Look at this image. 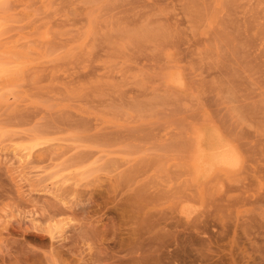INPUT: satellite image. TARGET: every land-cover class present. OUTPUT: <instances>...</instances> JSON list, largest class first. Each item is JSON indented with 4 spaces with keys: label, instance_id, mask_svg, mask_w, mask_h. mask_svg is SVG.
<instances>
[{
    "label": "rangeland",
    "instance_id": "obj_1",
    "mask_svg": "<svg viewBox=\"0 0 264 264\" xmlns=\"http://www.w3.org/2000/svg\"><path fill=\"white\" fill-rule=\"evenodd\" d=\"M0 264H264V0H0Z\"/></svg>",
    "mask_w": 264,
    "mask_h": 264
},
{
    "label": "bare ground",
    "instance_id": "obj_2",
    "mask_svg": "<svg viewBox=\"0 0 264 264\" xmlns=\"http://www.w3.org/2000/svg\"><path fill=\"white\" fill-rule=\"evenodd\" d=\"M205 135H206V134H205ZM201 136H203V135H201ZM205 137H206V136H205ZM206 138H207V142H209L208 140L210 139V136H208V137H206ZM221 138H223V137H221ZM201 139H202V138H201ZM217 139H218V137H217ZM217 139H216V140H217ZM202 141H203V140H202ZM204 141H205V139H204ZM217 141H218V140H217ZM207 142H206V143H207ZM218 142H220V141H218ZM206 143H205V144L203 143V144H204V148H205ZM224 143H225V142H224ZM201 144H202V143H201ZM207 144H208V143H207ZM210 144H213V143H211V141H210V142H209V145H210ZM214 144H215V146H217L218 143H216V141H215ZM220 145H221V142H220ZM223 146H224V145H223ZM226 146H227V144H226ZM229 146H230V145H229ZM206 147H207V145H206ZM208 148H209V147H208ZM208 148H207V149H208ZM218 148H221V147H217V149H218ZM227 148H228V146H227ZM227 148H225V146H224L223 150H226ZM231 148L234 149V147H231ZM200 149H201V150H200ZM200 149H199V150L202 152V151H203V150H202L203 147H200ZM233 149H232V152H233ZM212 150H213V149H212ZM212 150L209 151V152H212ZM221 150H222V148H221ZM223 150L220 151V152H223ZM227 150L231 152L230 149H227ZM206 151H207V150H206ZM206 151H205V152H206ZM217 151H218V150H217ZM201 152H200V153H201ZM214 152H216V151H214ZM235 152H236V151H235ZM235 152H234V154H235ZM198 153H199V152H198ZM224 153H225V152H224ZM205 154H207V153H205ZM212 154H213V153H212ZM222 154H223V153H221V155H222ZM229 154H230V153H229ZM229 154L227 153V155H229ZM227 155H226L225 159H224V158L222 159V161H223V162H227V163H229V162H228V159H229V158H227ZM235 155H237V154H235ZM196 156H198V155H196ZM200 156H201V155H200ZM204 156H205V155H204ZM210 156H211V155H209L208 158H209ZM212 156H213V155H212ZM198 157H199V156H198ZM215 157H216V156H215ZM222 157H223V156H222ZM222 157H220V158H222ZM233 157H235V156H233ZM210 158H211V157H210ZM219 160H221V159H219ZM197 161H198V160H197ZM213 161H214V160H213ZM222 161H221V162H222ZM231 161H232V160H231ZM217 162H218V161H217ZM223 162H222V163H223ZM232 162H233V161H232ZM223 164H224V163H223ZM229 165H230V164H229ZM56 203H57V202H56ZM52 204H53V203H52ZM58 204H59V203H58ZM60 205H61V204H60ZM59 207H60V206H59ZM54 208H55V207H54ZM57 209H58V207H57ZM62 210H63V209H62ZM58 212H59V210H58ZM64 212H65V210H64ZM55 213H56V212H55ZM86 230H87V229H86Z\"/></svg>",
    "mask_w": 264,
    "mask_h": 264
}]
</instances>
